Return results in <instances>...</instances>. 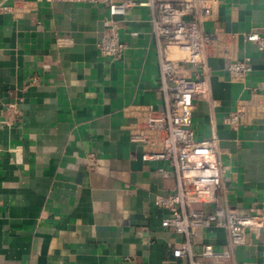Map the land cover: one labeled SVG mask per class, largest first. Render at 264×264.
<instances>
[{
  "label": "crops",
  "instance_id": "1",
  "mask_svg": "<svg viewBox=\"0 0 264 264\" xmlns=\"http://www.w3.org/2000/svg\"><path fill=\"white\" fill-rule=\"evenodd\" d=\"M15 10L0 11V264H189L174 256L184 238L163 226L169 211L155 203L174 193L173 167L142 160L130 139L137 107H164L150 10L119 18L128 45L119 60L98 48L105 5L18 0ZM201 24L213 42L196 137L218 138L220 202L264 213V54L245 37L264 34V0H214ZM246 56L252 72L233 79L230 63ZM240 107L243 123L227 125ZM206 243L230 250L231 264H264L263 235L233 246L214 226L198 231L193 250Z\"/></svg>",
  "mask_w": 264,
  "mask_h": 264
},
{
  "label": "built area",
  "instance_id": "2",
  "mask_svg": "<svg viewBox=\"0 0 264 264\" xmlns=\"http://www.w3.org/2000/svg\"><path fill=\"white\" fill-rule=\"evenodd\" d=\"M5 1L0 5V11L16 12L18 0L13 5ZM48 1L107 6L109 15L103 20L105 29L98 48L103 56L114 60L121 59L128 49L120 36L119 18L136 6L150 10L149 24L158 53L164 107H137L136 120L130 126V139L142 147V160L169 162L173 167L175 191L170 195H158L155 203L169 211L163 226L184 238L174 250V256L187 259L189 264H231L230 250H216L208 243L200 252L193 250L198 231L214 226L228 230L233 246L247 245L249 233L264 236L263 212L242 214L220 202L223 169L217 158L218 138L212 135L198 139L193 124L196 98L206 95L209 90L202 69L213 37L203 29L201 22L212 17L214 0ZM195 7L202 9L201 22L186 18ZM245 37L255 42L259 52L264 54V34L250 32ZM252 70L249 56L234 59L229 65V74L236 80H244ZM125 111H129V107ZM224 121L233 128L239 127L243 123L242 108L230 112ZM159 171L166 174L164 168Z\"/></svg>",
  "mask_w": 264,
  "mask_h": 264
}]
</instances>
